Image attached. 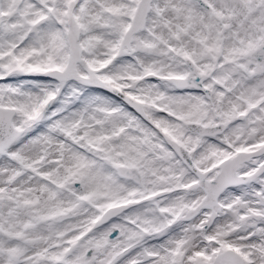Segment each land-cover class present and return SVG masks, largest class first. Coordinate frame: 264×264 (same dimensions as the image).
Returning a JSON list of instances; mask_svg holds the SVG:
<instances>
[{"label":"snow or ice","instance_id":"1","mask_svg":"<svg viewBox=\"0 0 264 264\" xmlns=\"http://www.w3.org/2000/svg\"><path fill=\"white\" fill-rule=\"evenodd\" d=\"M0 264H264V0H0Z\"/></svg>","mask_w":264,"mask_h":264}]
</instances>
